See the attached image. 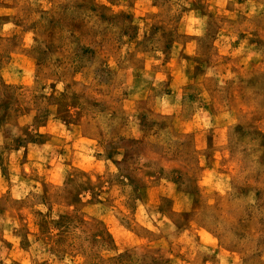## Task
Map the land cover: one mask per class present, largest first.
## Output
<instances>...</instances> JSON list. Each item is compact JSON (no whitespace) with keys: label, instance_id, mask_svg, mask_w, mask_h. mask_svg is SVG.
Wrapping results in <instances>:
<instances>
[{"label":"rangeland","instance_id":"1","mask_svg":"<svg viewBox=\"0 0 264 264\" xmlns=\"http://www.w3.org/2000/svg\"><path fill=\"white\" fill-rule=\"evenodd\" d=\"M0 80V264H264V0H0Z\"/></svg>","mask_w":264,"mask_h":264},{"label":"trees","instance_id":"2","mask_svg":"<svg viewBox=\"0 0 264 264\" xmlns=\"http://www.w3.org/2000/svg\"><path fill=\"white\" fill-rule=\"evenodd\" d=\"M0 90V100H4L7 104L8 101L17 103L15 88L4 85L0 80ZM7 118V115H0V130L9 124ZM23 136L13 137L18 146H22L23 143H30V139L27 140ZM10 138L8 137L7 139ZM65 239L56 251L59 254H69L73 258L81 256L85 259L84 264H171L169 258L159 255V251L153 252L150 249L143 251L131 250L123 254H118L117 252L112 253L114 251V245L105 230L100 231V229H97L93 235L92 242H89L87 237L82 238L76 233L68 234ZM153 253H156L158 256L153 255Z\"/></svg>","mask_w":264,"mask_h":264}]
</instances>
